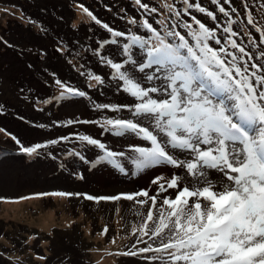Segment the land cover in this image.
Returning <instances> with one entry per match:
<instances>
[{
    "label": "rangeland",
    "instance_id": "374dc122",
    "mask_svg": "<svg viewBox=\"0 0 264 264\" xmlns=\"http://www.w3.org/2000/svg\"><path fill=\"white\" fill-rule=\"evenodd\" d=\"M182 1L0 0V147L13 153L0 158V264H162L154 257L167 258L166 253L154 251L162 247V241L168 242L167 233L154 236L152 230L164 196L173 190L160 194L152 208V221L146 220L151 200L142 196L127 200L124 196L143 190L156 195L158 184L152 183L156 177L184 175V170L165 163L138 167L141 158L134 149L151 147L150 142L131 132L114 135V130H106L112 129L105 125L108 119H132L153 129L148 119L133 116L129 109L136 101L122 90V82L114 78L115 70L105 61L123 63L127 59L123 46L130 36H151L143 26L145 21L169 43L178 44V37L168 35L175 26L170 19L176 17L179 29L189 31L186 24L198 29L193 21L188 22L189 16H196L221 41L219 45L215 39L208 41L214 49H227L224 38L231 34L224 28L231 20L235 42L246 55L232 46L228 49L246 61L242 66L250 73L264 74L261 32L248 23L241 0H226L225 5L221 0ZM251 2L252 14L261 15L259 7L264 9V0ZM188 4H199L206 11L192 10ZM219 7L228 15L217 11ZM253 15V22H258ZM104 24L124 35L113 36ZM187 39L192 45L193 40ZM132 53L133 59H146L138 46H133ZM252 64L261 67L252 68ZM154 71L155 67L146 69ZM162 84L157 79L143 86ZM69 87L84 96L68 94ZM152 95L156 98L159 94ZM156 134L170 154L191 158L168 145L163 134ZM83 136L96 139L105 148L89 144ZM37 144L42 147L33 154L21 150ZM109 151L117 155L107 157ZM93 157L97 160L90 165ZM104 159L109 166L101 162ZM103 196L121 199H98ZM145 223L147 229L142 228ZM149 246L151 251H140Z\"/></svg>",
    "mask_w": 264,
    "mask_h": 264
},
{
    "label": "snow or ice",
    "instance_id": "6c2138e0",
    "mask_svg": "<svg viewBox=\"0 0 264 264\" xmlns=\"http://www.w3.org/2000/svg\"><path fill=\"white\" fill-rule=\"evenodd\" d=\"M136 2L139 4L140 0ZM187 6L201 13L206 11L199 4ZM83 11L96 20L87 8ZM219 11L228 15L223 7ZM206 14L215 19L213 13ZM192 21L198 29L191 24L185 26L196 41L194 46L173 32L168 35L178 37L180 43H169L167 37L145 21L143 26L152 35L147 39L130 36L123 46V54L127 56L123 63L105 61L115 70L114 78L122 82V90L136 101L129 109L133 116L148 119L153 129L132 119H108L105 125H111L112 129L106 130H114V135L131 132L150 142L151 147L134 149L141 158L137 161L138 167L165 163L184 170V175L173 174L167 179L156 177L152 181L158 184L156 195L149 196L148 191L143 190L124 198L134 200L142 196L151 200L146 220L152 221V208L157 206L160 194L173 190L164 196L156 227L152 230L154 236L165 232L168 235V242L162 241V248L154 250L167 254V258L154 257L161 259L162 264H264V74L250 73L242 66L246 61L242 62L226 48L209 46L208 41L215 39V33L195 16ZM232 23L229 20L224 32L236 35L231 29ZM248 23L255 26L251 15ZM103 27L112 32L107 24ZM261 41L264 42V31H261ZM215 42L221 44L219 39ZM229 43L246 55L245 49L235 41ZM133 46H138L146 55L145 60L133 59ZM261 55L264 56V52ZM153 67L154 72H146ZM251 67L261 66L252 64ZM94 79L101 80L99 76ZM157 79L163 81L161 87L143 86ZM66 92L84 96L83 92L70 87ZM153 93L159 95L153 98ZM157 132L167 138V144L173 149L191 158L181 159L170 154ZM81 139L105 148L96 139L88 136ZM41 147L37 144L21 150L33 154ZM106 155L115 157L117 153L109 151ZM87 199L97 198L88 196ZM98 199L116 201L121 196ZM137 202L145 204L147 200ZM142 228L147 229V224ZM143 234L148 235V231L144 230ZM151 250L149 246L140 251Z\"/></svg>",
    "mask_w": 264,
    "mask_h": 264
},
{
    "label": "bare ground",
    "instance_id": "6f19581e",
    "mask_svg": "<svg viewBox=\"0 0 264 264\" xmlns=\"http://www.w3.org/2000/svg\"><path fill=\"white\" fill-rule=\"evenodd\" d=\"M259 9H261V8H259ZM230 40H231V38L228 37V36H226V37L224 38V43L230 44V43H229ZM231 41H232V40H231ZM0 152L6 154V153H8V152H10V151H9L8 149H3V152H2V151H0ZM187 158H188V157H187ZM96 160H97V157H93V158L90 160V165L93 164ZM104 162H105L106 164H108V165H106V166H109V165H110V162H109L108 160L104 159ZM90 165H88V166L90 167ZM82 170H83V168H82ZM83 171L85 172V169H84ZM109 171L111 172L112 169L110 168ZM155 171H157V170H155ZM157 173H158V172H157ZM110 174H111V173H110ZM146 175H147V174H146ZM146 175H144L143 177L147 179V176H146ZM150 179H151V178H149L148 181H150Z\"/></svg>",
    "mask_w": 264,
    "mask_h": 264
},
{
    "label": "trees",
    "instance_id": "16d2710c",
    "mask_svg": "<svg viewBox=\"0 0 264 264\" xmlns=\"http://www.w3.org/2000/svg\"><path fill=\"white\" fill-rule=\"evenodd\" d=\"M172 2L174 3V4H176V3H182L183 1L182 0H172ZM245 2H246V0H245ZM221 3L223 4V5H225L226 4V0H221ZM248 3L249 4H251L252 6H253V4H252V2H251V0H248V2L246 3L247 5H248ZM169 6H170V4H168ZM254 7V6H253ZM175 11H172V14L174 13ZM261 16V15H260ZM189 18H191V17H189ZM172 19V18H171ZM170 19V20H171ZM190 22H191V19H190ZM194 23V22H193ZM195 24V23H194ZM189 32V31H188Z\"/></svg>",
    "mask_w": 264,
    "mask_h": 264
}]
</instances>
